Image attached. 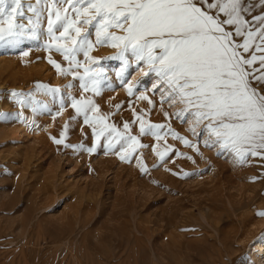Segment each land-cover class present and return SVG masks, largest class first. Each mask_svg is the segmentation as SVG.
<instances>
[{"label": "rangeland", "instance_id": "374dc122", "mask_svg": "<svg viewBox=\"0 0 264 264\" xmlns=\"http://www.w3.org/2000/svg\"><path fill=\"white\" fill-rule=\"evenodd\" d=\"M22 3L18 22L27 26L35 0ZM246 3V19L264 15L260 0ZM41 8L35 36L29 30L17 44L0 43V264H248V242L264 235V156L242 163L230 150L205 145V133L189 130L191 118L176 116L181 105L161 103L157 77L145 75L130 52L123 75L117 48L97 45L89 53L96 64L79 53L76 59L92 69L84 91V67L48 48V9ZM73 99L98 106L88 112L90 123ZM20 106L37 116L40 136H16ZM149 125H165L161 139ZM111 126L136 140L112 133L109 149ZM169 127L199 151L173 138Z\"/></svg>", "mask_w": 264, "mask_h": 264}, {"label": "snow or ice", "instance_id": "6c2138e0", "mask_svg": "<svg viewBox=\"0 0 264 264\" xmlns=\"http://www.w3.org/2000/svg\"><path fill=\"white\" fill-rule=\"evenodd\" d=\"M260 2L264 6V0ZM42 3L48 9V48L55 47L75 68L84 67L85 76L80 77L85 81L81 84L84 91L89 90L86 77L92 69L76 59L79 53L83 52L86 62L96 64L98 61L89 53L97 45L117 48L124 61L119 73L123 75L129 67L126 54L130 52L137 66L143 62L147 67L145 75L153 73L157 77L161 103L181 105L176 116L190 117L189 130L198 136L205 133V145L230 150L242 163L248 156H264V15L246 19L245 14L252 9L246 0H50V5L49 0H35L27 7L33 14L27 26L18 22L25 15L22 0H0V43L17 44L29 30L35 36L41 25ZM237 37H243V41ZM49 62L61 74L71 71L51 57ZM257 64L259 67H254ZM100 75L96 71L91 78L94 92ZM128 91L132 93V85ZM72 107L78 114L83 112L86 124L91 122L88 112L99 111L92 100L73 99ZM164 127L149 125L158 140ZM124 128L129 129V125L125 123ZM169 132L186 146L197 147L170 127ZM112 133L126 143L136 140L111 126L109 149L113 146ZM101 134L96 133L98 142ZM53 139L63 143L62 139ZM158 155L163 160L164 154ZM259 215L264 216V212Z\"/></svg>", "mask_w": 264, "mask_h": 264}, {"label": "bare ground", "instance_id": "6f19581e", "mask_svg": "<svg viewBox=\"0 0 264 264\" xmlns=\"http://www.w3.org/2000/svg\"><path fill=\"white\" fill-rule=\"evenodd\" d=\"M20 110H21V121L15 127L16 136L17 137L24 136L26 138H29L31 136H33V137L36 138V137L40 136V134L42 132V129L41 128L43 126L41 127V123L37 119V116H35L33 114V112H27V111H25L24 108H22V106H20ZM248 239H250V238H248ZM26 243L31 244L30 241H26ZM248 243H249V245L247 247L248 250H249V258H248V261L249 262H248V264H264V235L253 236L250 239V242H248ZM220 260H221V262H223L222 259H220ZM216 262L218 264V261H216ZM240 264H246V263H240Z\"/></svg>", "mask_w": 264, "mask_h": 264}]
</instances>
